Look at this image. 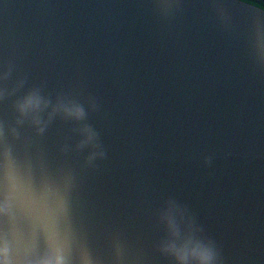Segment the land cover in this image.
<instances>
[{
    "label": "water",
    "instance_id": "1",
    "mask_svg": "<svg viewBox=\"0 0 264 264\" xmlns=\"http://www.w3.org/2000/svg\"><path fill=\"white\" fill-rule=\"evenodd\" d=\"M169 218L264 264V10L0 0V264H178Z\"/></svg>",
    "mask_w": 264,
    "mask_h": 264
},
{
    "label": "clouds",
    "instance_id": "2",
    "mask_svg": "<svg viewBox=\"0 0 264 264\" xmlns=\"http://www.w3.org/2000/svg\"><path fill=\"white\" fill-rule=\"evenodd\" d=\"M40 103L39 96L32 94L21 105V111L36 110L39 108ZM65 111L76 118H82L84 116V111L79 106H75L72 109H65ZM168 228L171 236L175 239L167 243L162 250L172 254L178 264H189L190 261H194L195 264H212L214 257L210 248L199 242H194L191 237L182 241L179 240V232L170 218L168 219ZM44 264H63V262L57 257L55 260L45 261Z\"/></svg>",
    "mask_w": 264,
    "mask_h": 264
},
{
    "label": "crops",
    "instance_id": "3",
    "mask_svg": "<svg viewBox=\"0 0 264 264\" xmlns=\"http://www.w3.org/2000/svg\"><path fill=\"white\" fill-rule=\"evenodd\" d=\"M244 2V1H243ZM247 4L250 3V4H253L255 7H258L262 10H264V2H261V1H257V0H247L245 1Z\"/></svg>",
    "mask_w": 264,
    "mask_h": 264
},
{
    "label": "rangeland",
    "instance_id": "4",
    "mask_svg": "<svg viewBox=\"0 0 264 264\" xmlns=\"http://www.w3.org/2000/svg\"><path fill=\"white\" fill-rule=\"evenodd\" d=\"M237 1H239V2H243L244 1V3H246L245 1H247V0H237ZM248 4H250V3H248ZM251 5H253V4H251Z\"/></svg>",
    "mask_w": 264,
    "mask_h": 264
},
{
    "label": "built area",
    "instance_id": "5",
    "mask_svg": "<svg viewBox=\"0 0 264 264\" xmlns=\"http://www.w3.org/2000/svg\"><path fill=\"white\" fill-rule=\"evenodd\" d=\"M257 1H261V2H264V0H257Z\"/></svg>",
    "mask_w": 264,
    "mask_h": 264
}]
</instances>
